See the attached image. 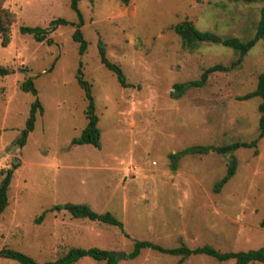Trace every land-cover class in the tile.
<instances>
[{
	"label": "rangeland",
	"instance_id": "rangeland-1",
	"mask_svg": "<svg viewBox=\"0 0 264 264\" xmlns=\"http://www.w3.org/2000/svg\"><path fill=\"white\" fill-rule=\"evenodd\" d=\"M12 16L0 66V180L13 168L8 204L0 214V250L10 248L37 263L52 261L73 247L122 252L115 264H175L179 255L142 248L136 240L163 248L210 245L221 251L264 246V136L255 148L233 152L235 173L219 192L230 154L185 148L251 141L258 134L261 97H241L256 87L264 71V43L258 40L241 62L210 73L201 87L171 96L174 83L199 79L214 64L229 66L231 48L198 42L182 45L173 26L184 20L221 37H253L261 3L230 0H79L86 49L79 54L73 24H54L41 42L19 31L21 25L49 27L54 19L77 16L70 0H1ZM50 39V43L47 42ZM117 63L130 84L122 87L101 62ZM90 85L98 116L99 147L73 144L87 123V100L76 73ZM31 79L36 95L20 83ZM38 99L33 130L23 146L15 143L31 103ZM84 203L111 213L119 225L74 218L56 204ZM44 212L42 219H35ZM0 264H20L0 257ZM73 264H105L89 256ZM181 264H234L191 254ZM259 264V263H249Z\"/></svg>",
	"mask_w": 264,
	"mask_h": 264
},
{
	"label": "trees",
	"instance_id": "trees-1",
	"mask_svg": "<svg viewBox=\"0 0 264 264\" xmlns=\"http://www.w3.org/2000/svg\"><path fill=\"white\" fill-rule=\"evenodd\" d=\"M79 0H70V7L73 9L77 16V22L70 23L61 18L54 19L51 21L50 26L43 27H30L21 25L19 27V31L22 34L28 33L31 34L36 41H43L46 35L53 30H55L56 25L58 24H73L75 26V30L72 33V39L76 41L78 45L79 54H82L86 49V41L83 38V35L80 30V26L83 24V17L78 8ZM126 3L128 0H120ZM235 2H243V3H253L258 2L261 3L259 19L256 23V30L253 37L248 38L246 40L239 39L237 37H221L218 34L209 31H200L198 30L190 21L184 20L180 23H177L173 26L175 33L180 37L182 45L188 49H192L198 42H212L222 44L226 47L233 49L238 57L235 61H233L229 66H224L222 64H214L205 68L200 74L199 79L174 83L173 91H171V96L179 97L182 95L185 90L191 87H201L206 81L208 75L214 71H226L229 68H232L238 65L242 58L248 53V51L255 45L258 40H262L264 43V0H230ZM12 23L11 13L1 5L0 0V35L2 38V44L5 45L9 41V31L10 24ZM47 42L50 43V39H47ZM98 53L100 62L110 71H112L118 82L122 87H127L130 84L126 81V77L124 75L121 67L115 63L111 62L105 54V48L103 43L98 40ZM11 73L7 67L0 66V76H5ZM77 81L79 86L84 91V96L88 102L85 114L87 117V123L85 127L82 129L80 135L72 139L73 144H91L95 147H99V139H100V131L97 127L98 116L94 112V103L93 96L90 91V85L87 81H85L82 77V71L80 68L76 73ZM20 88L23 91H29L33 95H36L37 90L34 87L32 80L25 79L20 83ZM254 96L261 97V102L259 104L260 116L258 119V134L251 141H234L228 144L214 146V145H205V146H194L191 148H185L179 152L172 153L169 155L170 161L182 156L187 153H205L209 150L215 151L221 155L230 154L229 159L227 161V170L225 175L216 182L214 185L213 191L219 192L222 188L223 184L235 173L236 169V158L233 155V152L241 147L245 148H255L257 142L264 136V71L258 75L256 87L254 90L246 93L241 98L248 99ZM42 113V106L40 101L36 98L30 106L29 114L26 118L24 128L20 131L19 136L16 138L15 143L18 146H23L27 135L30 131L33 130L34 122L36 119V112ZM15 167V166H14ZM7 168L3 172V176L0 180V214L5 209L8 204L7 191L12 179L13 168ZM49 210H66L72 217L74 218H86L92 221L104 222L111 225H119V221L109 212L106 213H97L93 211L87 204L84 203H64V204H56ZM44 215V212L41 213L35 221L39 222ZM259 225L264 227V218L260 221ZM142 248H152L161 253H167L171 255H179L180 259L175 264H181V262L190 256L191 254H205L210 257L215 258L218 261H225L232 259L234 260V264H249V263H259L264 264V246L255 250L248 251H228L221 252L210 245H202L196 248H188L185 245H180L175 248H163L157 244H154L147 240H136L134 242L133 250L128 254L129 257L133 258L137 256ZM89 256L98 261H105V264H115L116 256L111 254L110 251L99 249L96 247L91 248H81V247H73L67 250L65 254L62 256L52 260L46 261L44 263L35 262L30 256L27 254L10 249L3 248L0 250V257L11 259L19 262L20 264H73L78 259Z\"/></svg>",
	"mask_w": 264,
	"mask_h": 264
},
{
	"label": "water",
	"instance_id": "water-1",
	"mask_svg": "<svg viewBox=\"0 0 264 264\" xmlns=\"http://www.w3.org/2000/svg\"><path fill=\"white\" fill-rule=\"evenodd\" d=\"M112 254L115 255V256H117V257H124L125 256V254L122 253V252H118V253L114 252Z\"/></svg>",
	"mask_w": 264,
	"mask_h": 264
}]
</instances>
